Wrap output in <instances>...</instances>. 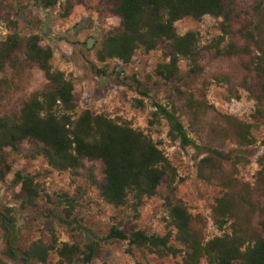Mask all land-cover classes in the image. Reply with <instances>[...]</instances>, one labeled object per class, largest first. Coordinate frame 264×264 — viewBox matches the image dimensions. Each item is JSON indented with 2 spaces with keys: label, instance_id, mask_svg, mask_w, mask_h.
<instances>
[{
  "label": "rangeland",
  "instance_id": "374dc122",
  "mask_svg": "<svg viewBox=\"0 0 264 264\" xmlns=\"http://www.w3.org/2000/svg\"><path fill=\"white\" fill-rule=\"evenodd\" d=\"M48 1L0 0V41L13 34L24 41L39 35L41 44L53 49L54 69L65 72L74 83L77 113L88 109L122 117L162 142L159 146L171 163L174 180L164 181L157 195L146 199L138 211L129 205L116 208L102 198L88 176L91 170L98 184L104 182L102 161L85 159V169L60 172L36 156L40 145L34 141H24L19 151L6 148L4 160L10 170L0 179V214L14 221L10 226L0 220V264H22L30 244L39 239L52 244L53 232L59 244L76 243L84 250L96 243L97 252L89 262L79 254L67 263L52 251L45 264H174L180 256L161 258L145 248L130 249L126 240H105L112 227L126 235L137 229L166 234V198L182 200L193 215L195 231L208 240L220 235L212 216L215 201L230 194L237 202L242 230L249 236H264V183L258 178L264 157V115L255 112L258 100L264 102V92L251 65V57L264 48V0H232L227 11L231 34L221 47L232 43L244 51L230 56L218 55L212 46L222 35V18L178 21L180 35L200 33L202 71L190 76L186 61H181L179 78L168 82L155 73L159 64L169 60L166 41L148 54L136 51L129 64L97 59L106 34L121 23L114 12L115 0H71L67 18H63L62 4L49 7ZM47 88L44 73L26 60L23 47L0 68V117L18 115L33 93ZM190 94L193 107L187 104ZM155 103L176 112L192 145L170 141L165 120L150 126ZM228 116L251 125L252 143L236 137ZM0 169L6 171L2 163ZM17 172L34 177L39 184L36 206L24 203L20 186L14 184ZM201 264L209 263L204 259Z\"/></svg>",
  "mask_w": 264,
  "mask_h": 264
},
{
  "label": "trees",
  "instance_id": "16d2710c",
  "mask_svg": "<svg viewBox=\"0 0 264 264\" xmlns=\"http://www.w3.org/2000/svg\"><path fill=\"white\" fill-rule=\"evenodd\" d=\"M70 1L49 0L47 5L62 4L63 18H67ZM231 4L232 0H115L114 12L121 23L106 34L97 59L100 62L116 59L129 64L136 51L148 54L166 41L169 60L157 66L156 75L167 82L179 78L181 61H186L188 75H197L202 71L198 63L202 51L200 33L188 31L180 35L176 23L184 18L197 21L205 16L222 18V35L214 40L212 46L218 55H234L244 50H238L232 43L221 47L231 34L227 12ZM23 47L26 60L44 73L48 88L33 93L18 115L0 117V163L6 169H0L2 181L10 170V165L4 160V150L19 151L24 141H34L40 145L36 156L43 157L51 168L60 172L85 169V159L102 161L104 182L98 184L91 170L88 176L91 183L99 188L102 198L116 208L129 205L138 211L146 199L157 195L164 181L172 183L174 170L159 146L162 142H155L150 134L133 127L122 117L111 118L88 109L77 113L74 83L65 72L54 69L51 63L53 49L43 46L39 35H31L24 41L18 34H13L0 41V68ZM251 65L264 92V48H259L258 53L251 57ZM194 103L190 94L187 104L193 107ZM138 104L144 106L142 101ZM257 105V116L264 115V102L258 100ZM153 107L150 126L165 120L170 141H178L183 147L193 144L173 109L158 103ZM226 118L233 124L235 135L242 143L254 141L250 124L229 116ZM258 178L264 183V157L260 159ZM14 184L20 186L24 203L36 206L41 190L35 178L17 172ZM236 205L230 194L216 199L212 216L220 235L208 240L195 231L194 218L188 206L182 200L170 198H166L164 203L166 234H148L137 229L126 235L112 227L105 240H126L130 249L145 248L161 258L180 256L181 260L174 264H201L204 259L209 264H264V236H249L242 230L236 217ZM0 220L10 226L14 221L2 214ZM261 226L264 231V220ZM53 239L52 244L40 239L32 242L21 257L22 264H45L52 251L67 263H72L79 254L89 262L97 252L96 243L87 244L83 250L76 243L59 244L54 232Z\"/></svg>",
  "mask_w": 264,
  "mask_h": 264
},
{
  "label": "water",
  "instance_id": "95a60500",
  "mask_svg": "<svg viewBox=\"0 0 264 264\" xmlns=\"http://www.w3.org/2000/svg\"><path fill=\"white\" fill-rule=\"evenodd\" d=\"M92 43H93L92 39L89 40V42H88V46L91 47V46H92Z\"/></svg>",
  "mask_w": 264,
  "mask_h": 264
}]
</instances>
